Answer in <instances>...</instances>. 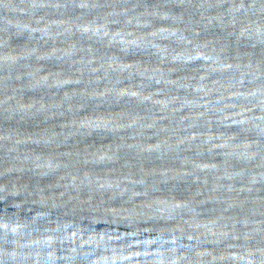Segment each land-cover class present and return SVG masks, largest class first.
I'll return each instance as SVG.
<instances>
[{
	"label": "water",
	"instance_id": "water-1",
	"mask_svg": "<svg viewBox=\"0 0 264 264\" xmlns=\"http://www.w3.org/2000/svg\"><path fill=\"white\" fill-rule=\"evenodd\" d=\"M167 0H0V157L77 92Z\"/></svg>",
	"mask_w": 264,
	"mask_h": 264
}]
</instances>
